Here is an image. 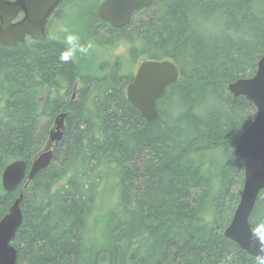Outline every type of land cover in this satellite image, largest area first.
Masks as SVG:
<instances>
[{"label":"trees","instance_id":"1","mask_svg":"<svg viewBox=\"0 0 264 264\" xmlns=\"http://www.w3.org/2000/svg\"><path fill=\"white\" fill-rule=\"evenodd\" d=\"M102 1L82 18L97 48L88 60L61 62L66 34L49 30L75 0H61L46 39L0 44V221L24 185L5 192V168L29 170L69 113L52 165L24 192L18 263L257 264L224 231L244 185L235 147L256 113L228 86L264 55V0H153L123 29L99 19ZM120 48L132 66L170 60L180 71L155 122L128 101L123 55L107 57ZM250 223L264 237V191Z\"/></svg>","mask_w":264,"mask_h":264},{"label":"water","instance_id":"2","mask_svg":"<svg viewBox=\"0 0 264 264\" xmlns=\"http://www.w3.org/2000/svg\"><path fill=\"white\" fill-rule=\"evenodd\" d=\"M60 1L0 0V44L12 49L18 43H24L27 38L44 40L47 36L48 20ZM152 1L104 0L97 14L104 23L116 29H123L131 23L135 13L148 9ZM179 80L180 71L172 61H142L133 81L127 87L128 101L147 122H155L160 117L156 108L157 101L164 95L168 86L178 83ZM228 90L234 97H244L250 101L256 113L235 147V156L244 166V185L238 206L230 225L224 231V236L257 259L258 256L264 255V237L253 230L250 218L261 192L264 191V55L251 78L231 83ZM47 97L48 92L39 98L41 110ZM76 97L77 85L72 101ZM68 115L69 113H61L56 117L47 146L35 157L29 170L25 162L14 161L2 174L1 184L5 192L12 193L24 185L18 198L0 221V264H19L18 251L12 243L23 221L21 203L24 192L40 172L52 165L56 149L66 132Z\"/></svg>","mask_w":264,"mask_h":264},{"label":"rangeland","instance_id":"3","mask_svg":"<svg viewBox=\"0 0 264 264\" xmlns=\"http://www.w3.org/2000/svg\"><path fill=\"white\" fill-rule=\"evenodd\" d=\"M83 0H75L74 5L73 6H69L64 8L65 10L60 14L62 16V20L58 23L57 21H55V23L53 24V26L51 27L50 32L54 35L57 34V31H61V29L63 28H67L69 30V32L74 33L76 35H78L80 37V42L84 45H88L91 44L90 42H86L84 43L83 41H90L89 39L86 38V30H87V24L83 22V17L86 15L87 11L93 7L94 5H96L98 3V0H87L84 1ZM85 37V38H84ZM85 39V40H84ZM97 53V48L96 46L93 48V46L91 47L89 53L87 55H83L85 57L86 60H88V58H92L95 57ZM101 53V52H99ZM80 55V53H77ZM117 55H123V62L124 64H127L125 66V68L131 72V73H135L137 68H138V64H135L134 66L128 64V61L126 59V50L123 48L118 49L117 51H115L114 53H109L107 55V57L112 58L113 56H117ZM82 55H80V57H83Z\"/></svg>","mask_w":264,"mask_h":264},{"label":"clouds","instance_id":"4","mask_svg":"<svg viewBox=\"0 0 264 264\" xmlns=\"http://www.w3.org/2000/svg\"><path fill=\"white\" fill-rule=\"evenodd\" d=\"M66 35L64 37V43L66 45L65 50L61 53L59 59L63 63H68L75 59L76 54L87 55L92 47L91 44L84 45L80 42V37L74 33L69 32L67 28L61 29ZM257 264H264V255L257 257Z\"/></svg>","mask_w":264,"mask_h":264},{"label":"bare ground","instance_id":"5","mask_svg":"<svg viewBox=\"0 0 264 264\" xmlns=\"http://www.w3.org/2000/svg\"><path fill=\"white\" fill-rule=\"evenodd\" d=\"M156 108H157V105H156Z\"/></svg>","mask_w":264,"mask_h":264},{"label":"flooded vegetation","instance_id":"6","mask_svg":"<svg viewBox=\"0 0 264 264\" xmlns=\"http://www.w3.org/2000/svg\"><path fill=\"white\" fill-rule=\"evenodd\" d=\"M54 16V15H53Z\"/></svg>","mask_w":264,"mask_h":264}]
</instances>
